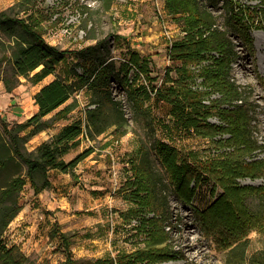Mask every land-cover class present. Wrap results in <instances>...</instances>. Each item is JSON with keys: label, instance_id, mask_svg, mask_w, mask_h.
Returning a JSON list of instances; mask_svg holds the SVG:
<instances>
[{"label": "rangeland", "instance_id": "obj_1", "mask_svg": "<svg viewBox=\"0 0 264 264\" xmlns=\"http://www.w3.org/2000/svg\"><path fill=\"white\" fill-rule=\"evenodd\" d=\"M20 1L0 0V12ZM235 1L258 10L264 9V0ZM38 3L39 7L48 10L51 18L44 23L46 41L69 53L57 65L55 74L43 83L33 85L26 78H20L22 84L18 86L19 93H7L0 80V133L6 138L8 136L4 133L3 123L6 122L13 129L29 119L28 116L34 111V95L39 86L56 77L72 83L76 80L73 71L82 74L81 68L77 66L80 62L77 55L79 51L95 47L97 56L114 61L117 72L123 65H127L121 78L127 74V84L133 83L134 87L150 91L152 86L158 88L161 85L168 69L174 68L170 50L177 39L186 35L182 21L166 12V0H114L110 10L105 9L102 0H39ZM216 14L222 26L225 21L223 10L219 9ZM251 36L254 40L253 54L242 47L240 39L232 38L240 53V58L232 65V76L246 88L254 138L262 146L254 152V157L247 158L248 162L264 161V26L253 29ZM134 53L150 58L151 77L156 79L152 85L146 73L138 71L135 65L129 63ZM3 54L0 46V58ZM213 54L217 56V53ZM0 66L1 73L8 70L6 61ZM171 75L176 77L174 71ZM202 82L203 78H197L194 89L204 91ZM127 84L122 85L119 80H115L112 93L123 104L129 119L128 133L115 138L112 135L114 127H111L93 140L81 138L80 145L71 150L67 158L89 148H93L94 152L77 166L80 170L78 173L74 170V176H65L50 171L51 186L42 192L44 196L41 197L34 193L27 178V166L22 163L21 174L26 184L18 197L21 210L5 227L0 224V255L3 254L0 264H7L5 253L14 246L27 258L25 264H64L68 253L82 264H89L98 259L116 258L119 253L145 249L148 237L137 233L141 224L140 217L127 220L124 216L128 210L140 207L127 199L123 191L127 182L134 181V164L142 143L149 148H156L157 142H161L177 149L180 164L183 163L182 159L184 164H195L222 158L230 150L214 146L213 140L197 135L194 129L176 131L174 117L169 114L171 106L163 101L157 102L153 93L146 100L145 106L151 109L154 127H149L148 122L141 118L133 121ZM217 98L220 95L214 94L203 103L210 105L212 99ZM90 102L91 92L87 88L74 93L67 104H75V109L65 119H61L64 121L59 120L52 128L25 142L23 149L35 151L61 125L80 119L85 121L87 110L95 108ZM225 108L233 109L229 106ZM50 116L48 118L52 119L55 115ZM208 122L226 125L217 116L209 117ZM26 132H22L21 136ZM229 138L230 135L225 134L214 140ZM152 159L156 168L166 176L158 149L152 150ZM15 176L12 167L0 170V194L2 186ZM171 182L168 187L169 215L164 222L168 237L163 244L158 245L170 255L167 260L157 264H229L227 259L234 236L222 226L209 227L203 217L224 194L223 189L218 186L213 190L214 182L204 174L199 184L195 181L191 183L195 194L191 203L186 204L177 198V185L173 180ZM238 183L241 186H264V177L239 178ZM55 200L58 203L63 200L62 206L51 207ZM243 201L250 216L258 220L251 221L247 233H239L241 237L248 235V254L251 255L264 250V218L260 216L264 213V198L249 191ZM2 210L3 206H0V221ZM153 216L149 214L146 218ZM261 223L262 227L258 225ZM64 225L69 227L66 233L70 242L68 250L59 235ZM15 255L19 256L18 252Z\"/></svg>", "mask_w": 264, "mask_h": 264}, {"label": "trees", "instance_id": "obj_2", "mask_svg": "<svg viewBox=\"0 0 264 264\" xmlns=\"http://www.w3.org/2000/svg\"><path fill=\"white\" fill-rule=\"evenodd\" d=\"M102 1L105 9L110 10L114 0ZM38 2L39 0H21L8 10L0 12V46L4 53L0 58V65L6 61L8 69L4 73L0 72V80L9 94L19 93L18 86L22 84V77L37 85L54 75L57 65L69 53L68 50H61L46 41L44 23L51 18L48 10L39 7ZM219 9L223 10L225 17L222 26L219 25L216 14ZM166 12L182 21L186 35L173 43L170 59L175 66L166 71L158 88L152 86L150 92L145 88L134 87L133 83L127 84V74L122 78L121 74L125 73L128 66L123 65L117 72L114 61L97 56L95 47L91 46L77 54L80 59L77 66L81 68L82 74L73 71L76 76L74 82L69 83L56 77L35 94L34 100L38 106L36 114L13 129L6 122L3 123L4 133L8 138L0 133V170L12 167L17 176L1 188L2 227L21 210L18 197L26 184L25 177L21 174L22 163L27 166V178L34 193L38 195L50 188V171L57 170L74 176L77 166L94 152L93 148H89L69 162L64 160L71 150L80 145L81 138L93 140L111 127H114L112 135L115 138L128 133L129 119L122 102L112 93V83L119 80L120 84L128 85L127 96L133 121L141 118L148 122L149 127H154L151 109L145 106L146 100L153 93L157 102L163 101L171 106L169 114L174 117L176 131L194 129L197 135L213 140L214 146L230 150L222 158L195 164H184L182 159L183 163L180 164L177 149L161 142H157L156 148H149L142 143L134 164V181L127 182L123 189L126 198L137 203L140 208L128 210L124 216L127 220L140 217L141 224L137 233L147 235L148 246L131 253H119L116 258L90 261L89 264H157L167 260L170 254L158 245L163 244L168 237L164 222L168 219L170 209L169 183L172 184L173 180L177 185L175 195L189 204L195 194L191 183L195 181L199 184L204 174L214 182L213 190L220 186L224 191L203 217L204 223L209 227L222 226L234 236L227 262L264 264V250L249 255L248 235L239 236L242 231L248 232L251 221L258 222L244 206V196L251 191L264 198V186H241L238 179L264 177V161H247L262 146L254 138L255 130L249 116L246 88L232 76V65L240 58L233 39H240L242 47L253 54L254 40L251 31L264 26V9L258 10L235 0H166ZM213 53H217V56ZM129 63L135 65L138 71L146 73L151 85L156 81L151 77L149 57H140L138 53H134ZM173 71L176 77L171 75ZM197 78H203L204 91L194 89ZM84 88L91 92L90 103L95 107L87 110L86 120H76L65 126L58 134L41 143L35 151L23 149L25 142L65 119L76 107L67 102L74 93ZM214 94H219L220 98L212 99L210 105H205L203 101ZM62 106L64 107L52 119L45 120L47 115ZM226 106L233 109L225 108ZM211 116L219 117L226 125L208 122ZM22 132H26L24 136H21ZM225 134H229L230 138L214 140ZM154 149L160 152L168 181L155 166L152 159ZM149 214L154 216L146 218ZM260 216L264 218V213ZM258 225L262 227L263 223ZM59 235L68 250L70 242L67 234ZM18 250L16 246L8 249L5 263L25 264L27 258ZM17 252L19 256L15 255ZM64 264L82 263L68 253Z\"/></svg>", "mask_w": 264, "mask_h": 264}, {"label": "crops", "instance_id": "obj_3", "mask_svg": "<svg viewBox=\"0 0 264 264\" xmlns=\"http://www.w3.org/2000/svg\"><path fill=\"white\" fill-rule=\"evenodd\" d=\"M52 76V75H51ZM48 77H50V76H48ZM47 77V78H48ZM46 78V79H47ZM46 79H44L41 83H43ZM55 79V78H54ZM54 79H52V80H50V81H48V82H46V83H44V84H42L41 86H39V89H38V91L37 92H39L40 91V89L42 88V87H44L45 85H47V84H49L50 82H52ZM40 83V84H41ZM37 85H39V84H37ZM36 92V93H37ZM35 93V94H36ZM35 96V95H34ZM34 102H35V100H34ZM62 107H64V106H62ZM62 107H60L59 109H57L56 111H54L53 113H51V114H49V115H47L46 117H45V120H48V119H50V118H48V117H51L50 115H55L57 112H58V110H60V109H62ZM38 112V106L34 103V111H33V113L32 114H30L29 116H28V118H30V117H32L34 114H36ZM61 121H64V120H61ZM60 121H58V122H56L55 124H57V123H59ZM72 123V122H71ZM70 122L69 123H65V124H63V125H61L60 126V128L58 129V130H56V132H55V134H52L51 135V137H53L54 135H56V134H58L65 126H67V125H69V124H71ZM53 126V125H52ZM52 126L50 127V128H52ZM50 128H48V129H50ZM45 131V130H44ZM43 132V131H42ZM82 152V151H81ZM80 151L78 152V153H76V154H74V155H72V158L70 157V158H67V156H68V154L64 157V160L65 161H67V162H69V161H71L73 158H75L79 153H81ZM70 155V154H69ZM96 162H98V161H92V163H96ZM80 170H79V167L78 168H76L75 169V172H79ZM52 172H59L60 173V175H65V176H67L68 174H66V173H62V172H60V171H57V170H52ZM40 196L42 197V196H44V194H42V193H40ZM65 200V199H64ZM63 201V200H62ZM60 202V203H58V200H55V202H52L51 203V207L52 206H58V207H60V206H62V204H63V202ZM72 217H74V215H71ZM69 227L68 226H66V225H64L63 226V228H62V230H61V232L62 233H67V229H68Z\"/></svg>", "mask_w": 264, "mask_h": 264}, {"label": "built area", "instance_id": "obj_4", "mask_svg": "<svg viewBox=\"0 0 264 264\" xmlns=\"http://www.w3.org/2000/svg\"><path fill=\"white\" fill-rule=\"evenodd\" d=\"M88 139V138H87Z\"/></svg>", "mask_w": 264, "mask_h": 264}]
</instances>
